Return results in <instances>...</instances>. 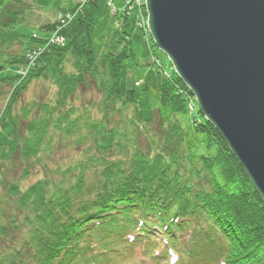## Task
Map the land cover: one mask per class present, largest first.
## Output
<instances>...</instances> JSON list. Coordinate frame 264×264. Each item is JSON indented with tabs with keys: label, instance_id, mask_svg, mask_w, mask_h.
Here are the masks:
<instances>
[{
	"label": "trees",
	"instance_id": "1",
	"mask_svg": "<svg viewBox=\"0 0 264 264\" xmlns=\"http://www.w3.org/2000/svg\"><path fill=\"white\" fill-rule=\"evenodd\" d=\"M13 1L0 0V86L14 90L0 123L8 121L1 130L13 126L17 137L10 136V144L0 137V163L16 151L28 162L40 161L42 154L53 153L56 133L80 148L85 159L62 167L45 164V175L25 189L18 183L5 186L0 194V264H103L108 255L119 253L113 245L135 244L154 264L165 259L169 264H264V199L211 122L204 116L192 121L206 147L196 164L188 161L179 122L169 124L159 140L147 136L146 144L136 142L144 105L135 90L123 96L120 90L131 57L127 49L135 45L130 15H123V32L117 36L121 50L103 56L102 64L90 40L98 0H89L82 11L79 3L69 9L72 21L56 19L45 26L52 33L60 29L64 46L33 35L28 42L16 29L23 2ZM13 43L21 44V54H8ZM29 46L46 49L26 76L5 73L28 63ZM157 70L158 90L170 112L188 113L194 98L189 88L175 69L170 78ZM86 76L98 80L103 93L96 115L76 106ZM42 79L57 88L56 99L37 104L21 142L13 107L23 91ZM131 108L133 116L125 122L122 114ZM158 234L168 240L159 245Z\"/></svg>",
	"mask_w": 264,
	"mask_h": 264
},
{
	"label": "water",
	"instance_id": "2",
	"mask_svg": "<svg viewBox=\"0 0 264 264\" xmlns=\"http://www.w3.org/2000/svg\"><path fill=\"white\" fill-rule=\"evenodd\" d=\"M156 45L264 199V0H146Z\"/></svg>",
	"mask_w": 264,
	"mask_h": 264
},
{
	"label": "rangeland",
	"instance_id": "3",
	"mask_svg": "<svg viewBox=\"0 0 264 264\" xmlns=\"http://www.w3.org/2000/svg\"><path fill=\"white\" fill-rule=\"evenodd\" d=\"M21 1L23 2L21 8H23L24 11L21 16L22 18L19 19L20 23L17 25L16 29L20 33L26 35L29 42V39H31L29 37L32 35L33 37L38 36L35 37L38 40H41L42 38L43 41H45V38L52 35L51 31H46L47 28H45V26L47 24L55 22L57 17L59 18V13L62 11L65 12L64 17H69V9L71 10L74 8L79 2L86 3L89 0ZM90 1L93 2V0ZM13 2L15 3V0ZM98 4L99 13L96 16L95 25L91 30L90 40L92 41L91 50L97 55L98 61L100 60L103 64V56H107L112 52L117 53L122 48L118 46L117 36L123 32L125 18L121 11L109 7L108 0H98ZM114 6L121 10L122 2L116 0ZM130 18V38L134 41L135 45L127 49L128 53H126V55L131 57L126 61L128 65L124 67L120 90L122 96L128 90H135L138 95L137 97L144 105V120L139 124L142 134L138 137L136 142H139L141 145L146 144L147 136H149L151 140H159V137H162L163 132L166 131L169 124L179 122L185 133L188 161L192 164H196L199 162V156L203 154V152H206L204 136L195 131L192 123L194 119L192 117L193 115L190 112L186 114H172L170 112L171 109L167 106V101L161 96L158 90L157 69H159V71L162 69L164 72H160H162L163 76L170 78L175 71L173 64L165 53L156 45L149 33L148 19H143L140 15L137 16V12L135 11L131 13ZM84 42L85 39L82 38L78 44V49H81ZM30 47L31 46H29V50L34 52L35 47ZM7 52L13 56L21 54V44L13 43L7 49ZM33 56L34 54H32V57H28V65L29 63L34 64L35 59ZM102 64H97L98 70H101L103 66ZM66 68L69 71L72 69L70 63L67 62ZM11 69L12 68L8 67L5 73H8L9 75L14 73V75H17V71ZM86 78L88 84L86 83L84 87H81L77 91V96L75 97L76 106L79 111L89 110L96 115V113L99 112L98 108L100 107V104L103 102V93L100 89L98 80H95L94 77L91 76H86ZM136 82H139L141 84L139 86L141 87H136ZM13 91L14 90L8 85L4 84L3 86H0V121L1 117L3 115L6 116L7 114L6 105L8 104ZM56 91L57 88L51 81L42 79L34 81L28 87V90H25L20 94L19 101L13 107L12 115L14 116L13 123L18 127V138L21 137V142L24 141L22 137L27 134V124L33 119L32 114L36 115V113H38L36 110L37 104H40L39 102L54 103L56 99ZM195 102L196 111L199 113L200 108L198 102ZM28 110L31 111V114L27 115ZM133 110L134 108L124 111L122 115L124 116L125 122L129 118L131 119L134 113ZM199 117H201V119L203 118L200 114ZM117 118H119V116H116V119ZM151 119L152 121H150ZM196 120L198 121L199 119L197 118ZM6 123H0V137L3 138L5 144H10V136H12V138L17 136L14 135L13 126H8L9 128L5 126L6 131L1 130ZM18 141L20 142V139H18ZM53 141V153L51 155L42 154V159L40 161H38L39 159H32L28 162L20 157L19 151H16L11 158L5 159V161L1 162L0 194L2 191L4 192L6 185L18 183L22 189L30 186L37 179L45 175L43 170L45 169V164H48L51 167H55L56 165L62 167L77 159H85L82 155L81 149L76 148V145H72L71 142L69 143L68 139H64L62 135L56 133ZM26 171L27 173L29 171V175L25 174ZM150 227L158 232V227L153 225ZM158 240L159 245H161L164 243V240L167 241L168 238L163 234H160ZM128 244H130L129 241ZM113 247L119 249V253L108 255V260L103 264H154L150 259L144 258L141 246H136L135 244L131 245V247H122L121 245H113ZM160 250L161 247L157 248L156 251ZM167 260L169 259H165L160 264H169L165 263Z\"/></svg>",
	"mask_w": 264,
	"mask_h": 264
},
{
	"label": "bare ground",
	"instance_id": "4",
	"mask_svg": "<svg viewBox=\"0 0 264 264\" xmlns=\"http://www.w3.org/2000/svg\"><path fill=\"white\" fill-rule=\"evenodd\" d=\"M96 1V0H93ZM125 3L130 4V7H133V10L135 12H137L138 15H140L143 19H148V10L146 7V0H124ZM108 4H109V0H108ZM126 13H129L130 10H124ZM24 76H26L27 72H22ZM197 99L194 97L193 98V103H189L188 108H189V112L193 115V118H198L199 114L201 116H204L201 112V110H199L200 113H198L196 110V102ZM199 105V104H198ZM200 108V106H199ZM199 119V118H198Z\"/></svg>",
	"mask_w": 264,
	"mask_h": 264
},
{
	"label": "built area",
	"instance_id": "5",
	"mask_svg": "<svg viewBox=\"0 0 264 264\" xmlns=\"http://www.w3.org/2000/svg\"><path fill=\"white\" fill-rule=\"evenodd\" d=\"M83 3V2H82ZM111 6H113L112 4H110ZM129 8H131L130 7V4H127V3H125V1H124V5H123V10H127V9H129Z\"/></svg>",
	"mask_w": 264,
	"mask_h": 264
}]
</instances>
